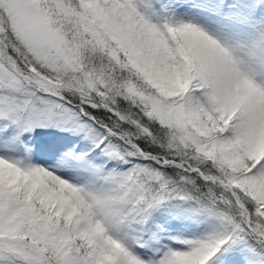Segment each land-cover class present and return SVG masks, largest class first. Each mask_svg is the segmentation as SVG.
Listing matches in <instances>:
<instances>
[{"label":"snow or ice","instance_id":"snow-or-ice-1","mask_svg":"<svg viewBox=\"0 0 264 264\" xmlns=\"http://www.w3.org/2000/svg\"><path fill=\"white\" fill-rule=\"evenodd\" d=\"M0 264H264V0H0Z\"/></svg>","mask_w":264,"mask_h":264}]
</instances>
